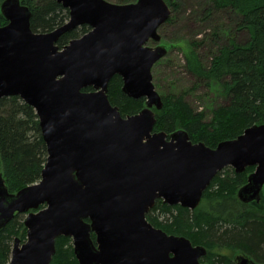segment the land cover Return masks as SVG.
<instances>
[{
	"label": "water",
	"instance_id": "water-1",
	"mask_svg": "<svg viewBox=\"0 0 264 264\" xmlns=\"http://www.w3.org/2000/svg\"><path fill=\"white\" fill-rule=\"evenodd\" d=\"M57 1L70 17L47 32L33 30L32 11L21 0L0 4L7 20L0 26V97L18 96L34 108L48 152L41 180L16 193L0 169V231L28 213L27 239L15 238L8 264H52L61 236L73 239L79 264H208L201 261L205 246L155 227L147 214L158 199L196 209L229 166L236 173L255 167L237 196L258 205L264 124L216 148L193 142L185 129L154 131V108L164 102L152 69L168 53L159 29L171 6L166 0ZM83 25L90 30L60 48L61 36ZM116 75L126 95L146 99L140 112L124 117L111 103ZM235 262L260 264L242 253Z\"/></svg>",
	"mask_w": 264,
	"mask_h": 264
},
{
	"label": "trees",
	"instance_id": "trees-1",
	"mask_svg": "<svg viewBox=\"0 0 264 264\" xmlns=\"http://www.w3.org/2000/svg\"><path fill=\"white\" fill-rule=\"evenodd\" d=\"M3 1L0 0V4ZM166 1L176 14L178 1ZM208 1L211 6L207 17L229 11L237 18L236 30L248 35L245 42H240L235 35L220 41L221 34L216 33V49L209 63L205 64L195 51L188 61L189 70L200 81L219 86L226 102L214 107L208 118L204 111H196L186 101L185 93L168 94L163 97V108L155 109L154 131L164 130L170 134L185 129L193 142H204L216 148L222 141L237 138L247 128L264 124V0ZM21 3L31 9V25L37 32L54 30L70 17L69 10L57 0H21ZM5 24L7 20L0 15V26ZM89 30L88 25H83L68 31L61 36L58 45L63 48ZM122 85L119 75L112 78L109 85L111 103L120 108L124 117L140 112L145 99L129 97L122 91ZM47 156L46 142L34 108L18 96L0 97V169L9 191L16 193L39 182ZM253 168L248 167L243 173H236L232 167L224 168L212 180L194 210L158 199L147 219L168 234L186 236L194 245L205 246L208 253L201 259L204 263L236 264L233 255L241 251L262 264L264 214L257 210L259 205L243 203L237 196L238 190L247 182V171ZM20 218V214H16L0 231V264L9 263L13 242L22 230L20 238L26 239L27 230ZM92 238L95 239L94 233ZM70 241V237L57 238L52 264H79Z\"/></svg>",
	"mask_w": 264,
	"mask_h": 264
},
{
	"label": "rangeland",
	"instance_id": "rangeland-1",
	"mask_svg": "<svg viewBox=\"0 0 264 264\" xmlns=\"http://www.w3.org/2000/svg\"><path fill=\"white\" fill-rule=\"evenodd\" d=\"M107 1L123 4L120 2L121 0ZM177 1L179 3L178 12L176 14L172 13L171 20L159 29V34L162 37L161 44L168 48V53L152 69L153 84L162 98L172 93H185L186 101L196 111H204L210 118L211 110L224 104L226 99L221 95L217 84L208 85L206 82L200 81L189 70L188 61L193 58V52L195 51L200 59L208 64L216 49V33L220 32V41H225L227 36L235 35L240 42H245L248 35L245 32L236 30L237 18L229 11L217 12L207 17L209 6H211L208 0ZM220 28H222V31ZM148 44L155 46L152 41ZM193 44H195V47ZM145 106L144 104L141 110ZM254 170L255 167L253 170L247 171L248 175ZM256 208L264 214V208L262 209L259 206ZM27 214H20L23 223ZM23 231L20 232L18 237L22 236ZM26 239L22 240L21 238V241L25 242ZM69 245L74 250L72 238ZM240 253L242 252H235L233 258Z\"/></svg>",
	"mask_w": 264,
	"mask_h": 264
},
{
	"label": "flooded vegetation",
	"instance_id": "flooded-vegetation-1",
	"mask_svg": "<svg viewBox=\"0 0 264 264\" xmlns=\"http://www.w3.org/2000/svg\"><path fill=\"white\" fill-rule=\"evenodd\" d=\"M259 207H261L262 209L264 208V199L259 203Z\"/></svg>",
	"mask_w": 264,
	"mask_h": 264
}]
</instances>
